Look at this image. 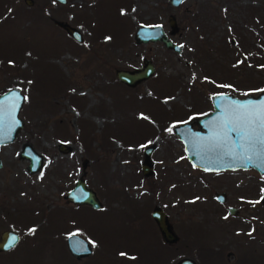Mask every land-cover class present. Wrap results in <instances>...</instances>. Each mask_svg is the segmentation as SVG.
Instances as JSON below:
<instances>
[{
    "label": "rangeland",
    "instance_id": "374dc122",
    "mask_svg": "<svg viewBox=\"0 0 264 264\" xmlns=\"http://www.w3.org/2000/svg\"><path fill=\"white\" fill-rule=\"evenodd\" d=\"M155 24L179 51L134 39L137 26ZM145 57L152 75L135 86L116 78V68L133 69ZM14 85L28 99L23 127L0 145V231L20 239L0 252V264H175L186 256L264 264V175L193 167L173 131L211 110L212 93L264 89V0H0V92ZM24 143L42 156L35 172L20 157ZM149 145L154 171L145 175ZM80 176L100 208L66 197ZM154 205L178 237L166 255ZM71 233L87 239L91 254L72 256Z\"/></svg>",
    "mask_w": 264,
    "mask_h": 264
},
{
    "label": "water",
    "instance_id": "95a60500",
    "mask_svg": "<svg viewBox=\"0 0 264 264\" xmlns=\"http://www.w3.org/2000/svg\"><path fill=\"white\" fill-rule=\"evenodd\" d=\"M27 4H32L33 0H24ZM60 2H66V0H58ZM170 3L174 6L179 5L184 0H169ZM168 22L171 27V33H174L177 30L176 18L174 15L170 14L168 16ZM55 23L62 26L72 37L77 40L82 39V35L78 28L70 25L67 22L55 20ZM134 39L137 42H146L148 40H160L167 47L179 51L180 45L174 42L169 38L168 34L165 32L164 28L160 24L155 25H139L137 26L134 32ZM154 72V65L149 58H143V61L140 66H137L133 69L126 68H116L115 76L121 82L135 86L142 80L146 79ZM217 94H224L232 100L240 102H259L261 99H264V92L259 91L256 94L246 93L242 96H237L231 92L219 91L210 95V100L212 103V110L201 114L190 117L188 120L181 123L175 124L173 126L174 133L183 143L184 152L193 167H197L206 171H219L225 169H237V168H254L260 174L264 175V161H256L250 163L242 159H232L229 156L220 155L219 151L216 152H206L202 151V148H205L210 142L209 138L213 136L214 133L220 131L218 128L213 127V122L221 118L224 113L223 110L217 107V104L220 103ZM25 97L21 87L19 85L11 86L4 91L0 92V101L16 99L18 107L15 111L9 115L6 111L3 119V130L0 133V145L12 142L16 135L19 133L23 127L24 120L19 115V112L22 108ZM196 125V127L194 126ZM229 140L226 141L228 147H231V142L236 140L237 137L235 133L229 134ZM196 142H199L200 147H196ZM69 148L64 142L59 144V149L62 151H67ZM153 150V145L144 147V159L141 163L142 171L145 175L153 173V164L151 161V154ZM20 157L27 158L28 171L35 172L37 171L42 163V156L29 144L24 143L20 150ZM3 166V161L0 157V168ZM264 195V194H263ZM66 197L73 203L77 204H87L93 208H100L101 201L96 195L95 191L88 187L84 179L80 176L76 179L74 186L66 192ZM264 197V196H263ZM216 198L219 201L225 200V194L216 193ZM228 211L230 214H235L237 212L236 207L229 206ZM151 216L154 219L162 241L168 244L175 243L178 239L177 234L172 228L171 223L168 221L167 213L159 206L154 205L151 210ZM16 236L17 242L19 240V234L12 229H4L0 233V252L7 250L4 245L7 243L9 238ZM65 243L69 252L75 258H81L91 254L92 248L89 242L82 236L71 233L66 239ZM175 264H197V261L192 257H181Z\"/></svg>",
    "mask_w": 264,
    "mask_h": 264
},
{
    "label": "snow or ice",
    "instance_id": "6c2138e0",
    "mask_svg": "<svg viewBox=\"0 0 264 264\" xmlns=\"http://www.w3.org/2000/svg\"><path fill=\"white\" fill-rule=\"evenodd\" d=\"M224 87H231V85ZM256 91L264 92V89ZM217 95L220 101L217 107L223 110L224 115L213 122V127L218 128L220 131L214 133L209 138L210 142L207 146L201 150L206 152L219 151L222 156L242 159L250 163L258 160L264 161V99L259 102H240L232 100L224 94ZM22 99L27 100L28 98L25 96ZM17 107L16 99L0 101V133L3 130L5 112L7 111L11 115ZM168 131H172V129L169 128ZM230 133H235L237 139L231 142V147H228L226 141L229 140ZM195 146L199 148V142H196ZM29 231L35 232V228ZM17 239L16 236H12L4 247H14ZM121 255L125 254L121 253Z\"/></svg>",
    "mask_w": 264,
    "mask_h": 264
},
{
    "label": "trees",
    "instance_id": "16d2710c",
    "mask_svg": "<svg viewBox=\"0 0 264 264\" xmlns=\"http://www.w3.org/2000/svg\"><path fill=\"white\" fill-rule=\"evenodd\" d=\"M160 245L163 246L164 254H165V252L167 253V250H168V251L171 250V248H167V249H166V247L171 246L170 244H166V243L163 242V243H161ZM165 255H166V254H165ZM158 256H159L160 258H162L161 255H160V253H159ZM164 261H165V260H164Z\"/></svg>",
    "mask_w": 264,
    "mask_h": 264
},
{
    "label": "flooded vegetation",
    "instance_id": "af4514ba",
    "mask_svg": "<svg viewBox=\"0 0 264 264\" xmlns=\"http://www.w3.org/2000/svg\"><path fill=\"white\" fill-rule=\"evenodd\" d=\"M263 196H264V195H262V197H263ZM225 198H226V197H225ZM262 201H263V203H264V199H262ZM236 209H237V208H236ZM227 210H228V208H227ZM237 211H238V209H237ZM236 213H237V212H236ZM5 229H10V228H5ZM2 230H4V229H2ZM2 230H1V231H2ZM12 230H13V229H12ZM158 230H159V229H158ZM1 231H0V233H1ZM15 232H16V231H15ZM17 233H18V232H17ZM159 233H160V232H159ZM18 234H19V233H18ZM160 236H161V235H160ZM19 239H20V235H19ZM65 239H66V238H65ZM161 239H162V238H161ZM18 242H19V240H18ZM18 242H17V243H18ZM162 242H163V241H162ZM17 243H16V244H17ZM16 244H15V245H16ZM12 248H13V247H12ZM9 249H11V248H9ZM9 249H7V250H9ZM7 250H4V251H7ZM4 251H1V252H4ZM72 256H73V255H72Z\"/></svg>",
    "mask_w": 264,
    "mask_h": 264
}]
</instances>
